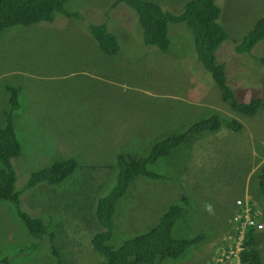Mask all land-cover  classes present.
<instances>
[{
  "label": "rangeland",
  "instance_id": "rangeland-1",
  "mask_svg": "<svg viewBox=\"0 0 264 264\" xmlns=\"http://www.w3.org/2000/svg\"><path fill=\"white\" fill-rule=\"evenodd\" d=\"M113 1L68 0L64 7L71 16L55 12L51 21L0 31V122L9 109L6 87H16L13 124L21 144V154L11 158L19 201L0 200V264L102 262L91 237L102 229L95 207L115 183L116 155L146 156L156 139L213 113L236 118L241 129L195 131L149 164L165 177L131 181L116 202L110 243L118 246L146 231L170 204L183 203L187 214L174 222L171 235L188 238L207 230L209 236L194 251L157 264H211L215 249L229 250L223 264H239V232L251 227L241 222L262 212L258 222L264 225L255 176L264 162V39L247 53L236 52L235 45L264 15V0H216L218 22L227 32L216 61L224 64L237 101L261 99L253 114L231 109L198 60L184 22L169 24L170 44L161 50L143 42L136 12L123 2L112 8ZM153 1L178 13L188 0ZM104 22L117 34L116 54L103 52L88 31L89 23ZM67 158L77 162L69 179L22 190L32 173ZM236 199H242L238 205ZM20 212L40 217L53 237L30 236ZM262 233L256 249L264 264Z\"/></svg>",
  "mask_w": 264,
  "mask_h": 264
},
{
  "label": "trees",
  "instance_id": "trees-1",
  "mask_svg": "<svg viewBox=\"0 0 264 264\" xmlns=\"http://www.w3.org/2000/svg\"><path fill=\"white\" fill-rule=\"evenodd\" d=\"M68 0H0V31L6 27L23 24L28 25L41 20L51 21L55 12H62L71 16L64 5ZM120 2L125 3L138 16L142 27L143 42L154 45L161 50L168 48L170 38L168 28L170 23L184 22L191 30L194 37L195 50L198 60L207 69L215 83L222 89L223 98L230 101L233 109L246 114H253L261 104L259 97H254L249 102H239L234 98L233 90L226 82L225 66L218 63L215 51L226 40L227 32L218 22L220 8L216 0H188L178 13L165 11L153 0H115L110 7H116ZM111 9V8H110ZM88 31L97 41L98 46L106 54H116L119 51V43L116 35L108 30L106 23H89ZM264 39V15L259 17L253 27L246 33L241 42L235 45L238 53H247ZM260 59V57L256 56ZM264 61V58H261ZM8 92L9 109L3 113V122H0V162L5 168H0V200L19 201L20 190L15 189L16 174L11 158L21 154V144L13 124V112L19 107L16 87H6ZM238 131L242 124L236 119H220L213 113L208 117L192 122L185 130L169 133L155 140L150 153L146 156L118 153L116 162L112 166L115 171V183L111 189L99 197L95 207V215L100 224V229L91 237L95 251L103 256L99 264H157L165 258L176 259L186 250L198 244L209 236L208 231H199L192 237L176 238L171 235V228L178 218L187 214V208L181 204H170L159 216L157 221L146 231L131 236L118 246H113L110 239L113 235V214L116 202L124 195L131 181L143 175L148 178H163L148 168V165L161 156L169 154L170 150L178 146L184 138L195 131L209 129L215 130L221 125ZM77 167L74 160H60L41 168L40 171L31 174L22 190L34 188L37 183L48 185L58 184L69 179ZM82 167V166H80ZM257 177L258 193L264 198V162L259 165ZM30 236L39 237L47 235L48 241L53 237L49 235V225L40 217L29 216L26 212L19 215ZM53 216L50 215L49 223ZM48 225V226H47ZM229 228V227H228ZM244 229L245 235L241 240L239 264H262L256 245L259 244L257 232ZM262 236L264 237L263 233ZM263 242L264 239L261 238ZM54 255H58L53 250ZM57 264H61L57 259Z\"/></svg>",
  "mask_w": 264,
  "mask_h": 264
},
{
  "label": "clouds",
  "instance_id": "clouds-1",
  "mask_svg": "<svg viewBox=\"0 0 264 264\" xmlns=\"http://www.w3.org/2000/svg\"><path fill=\"white\" fill-rule=\"evenodd\" d=\"M65 14V13H64ZM220 16V15H219ZM218 19H219V17H218ZM217 19V20H218ZM179 23H183V22H179ZM222 26V25H221ZM223 27V26H222ZM108 28V27H107ZM112 32V31H111ZM115 34V33H114ZM117 35V34H116ZM216 57V56H215ZM225 73H226V69H225ZM226 77H227V74H226ZM226 81H227V79H226ZM255 97V96H254ZM254 97H252V98H254ZM239 101V100H238ZM239 102H241V101H239ZM231 109H233V108H231ZM233 110H235V109H233ZM220 119H226V118H221V117H219ZM230 119H236V118H233V117H231ZM226 120H228V119H226ZM237 120V119H236ZM221 126H225V125H221ZM227 127V126H226ZM218 129V128H217ZM207 130H209V129H207ZM216 130V129H215ZM199 131H202V130H199ZM210 131H214V130H210ZM13 158V157H12ZM64 160H71V161H75V159L74 158H67V159H64ZM76 162V161H75ZM76 169V168H75ZM126 192V191H125ZM125 194V193H124ZM241 200L242 199H236V201H235V203L238 205L239 204V202H241ZM251 212V211H250ZM253 213V215L255 216V218H254V220H255V225L254 226H251V228H250V230H254V231H256V232H259V231H263L264 229V225L262 224V222L260 223V222H258V220H260V217L262 218V212H252ZM247 215V214H246ZM245 215V216H246ZM232 217H236V214L234 213V211H233V213H232ZM237 218V217H236ZM257 219V220H256ZM240 221H242L241 219H239ZM243 220H244V218H243ZM258 223H260V224H262V226L261 227H259L257 224ZM236 228V227H235ZM245 232L246 231H244L243 232V236H242V239L244 238V235H245ZM191 237V236H190ZM206 239V238H205ZM205 239H202L199 243H201L202 241H204ZM226 240H228V238H227V236H224L223 237V239H222V243L225 245V241ZM198 243V244H199ZM196 247H197V244L195 245V246H193V247H191V248H189V249H192L193 248V250L192 251H194L195 249H196ZM226 247V246H225ZM229 250H227V251H223V250H218V249H215V254L216 255H213V259L214 260H216L215 262L217 263V264H223L224 263V261L226 260V253L228 252ZM240 250H238L237 249V252H236V255L238 254V260H235V261H241V258H240ZM219 258H221V260H218ZM212 260V259H211ZM233 260H231V261H229L227 264H229V263H231ZM215 262H213V263H211V264H214ZM234 262V261H233Z\"/></svg>",
  "mask_w": 264,
  "mask_h": 264
},
{
  "label": "built area",
  "instance_id": "built-area-1",
  "mask_svg": "<svg viewBox=\"0 0 264 264\" xmlns=\"http://www.w3.org/2000/svg\"><path fill=\"white\" fill-rule=\"evenodd\" d=\"M246 221H247L248 223H250L251 226H254V225H255V220H254V219L251 220V218H250L249 216L246 217ZM257 225H258L259 227L262 226V224H260V223H258ZM242 236H243V233H240V232H239V237H242ZM218 260H221V258H219ZM214 264H217V263L215 262Z\"/></svg>",
  "mask_w": 264,
  "mask_h": 264
},
{
  "label": "bare ground",
  "instance_id": "bare-ground-1",
  "mask_svg": "<svg viewBox=\"0 0 264 264\" xmlns=\"http://www.w3.org/2000/svg\"><path fill=\"white\" fill-rule=\"evenodd\" d=\"M248 216H249V215H248ZM246 223H247V221H246V219H245L244 221L241 222V226L244 227V226L246 225ZM241 240H242V239H241ZM237 244H238V243H237ZM240 248H241V245H240Z\"/></svg>",
  "mask_w": 264,
  "mask_h": 264
},
{
  "label": "water",
  "instance_id": "water-1",
  "mask_svg": "<svg viewBox=\"0 0 264 264\" xmlns=\"http://www.w3.org/2000/svg\"><path fill=\"white\" fill-rule=\"evenodd\" d=\"M108 16V15H107ZM151 46H154V45H151ZM156 47V46H155ZM158 48V47H157ZM218 129L214 130V131H217Z\"/></svg>",
  "mask_w": 264,
  "mask_h": 264
},
{
  "label": "crops",
  "instance_id": "crops-1",
  "mask_svg": "<svg viewBox=\"0 0 264 264\" xmlns=\"http://www.w3.org/2000/svg\"><path fill=\"white\" fill-rule=\"evenodd\" d=\"M4 113V112H3ZM3 113L1 112V115L3 116Z\"/></svg>",
  "mask_w": 264,
  "mask_h": 264
}]
</instances>
